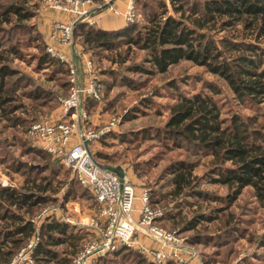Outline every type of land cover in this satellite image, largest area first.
<instances>
[{"label":"trees","instance_id":"16d2710c","mask_svg":"<svg viewBox=\"0 0 264 264\" xmlns=\"http://www.w3.org/2000/svg\"><path fill=\"white\" fill-rule=\"evenodd\" d=\"M148 1H156L157 4L148 8ZM181 1L170 0L172 9L179 12L178 16L165 15L167 6L163 0H138V4L143 7V23L134 21L118 28L103 29L85 22H76L74 32L80 36L81 45L86 49L101 48L113 52L124 44L144 50L148 54L146 61L153 68L150 69L142 63L135 64L132 69L140 72L148 73L154 69L165 72L169 66L181 60H189L223 79L237 103L253 111L257 110L256 105L264 102V43L258 41L264 37V0H199L187 7H184ZM26 2L27 0H0V32L5 24L19 22L31 16L25 9ZM93 2L103 3V0ZM156 6L159 11H156ZM238 25H241L240 30L243 33L248 31L253 38L246 39L235 34V27ZM219 33L223 34L218 38L213 36ZM7 52L22 57L21 52L16 50L13 44L7 48L0 42L2 115L6 114V111L14 112L19 106L13 104V92L7 86L8 76L16 73V70L7 64L9 60L5 54ZM110 59L116 62L126 61L128 53L123 57ZM38 61L45 65L51 61V57L47 52H42ZM64 83L68 85L67 77ZM169 84L176 88L173 80ZM206 86L210 92L174 94L172 98L176 101L168 106V119L151 139H157L167 149L181 148L186 144L196 145L198 151L210 157L208 162L210 170L204 174L206 178L228 187V193L221 197L195 189L194 186L199 180L197 175H193L196 163L178 159L169 169L170 180L175 187L170 194L179 195L185 190H190L189 194L197 198L210 199L225 205L215 207L217 214L199 212L190 218L173 214L170 220L174 222L178 219L175 224L185 223L181 228L184 231H194L200 222L218 220V225L223 229L229 227L230 231L239 230L240 236L235 235L237 238L246 237L248 242L264 246V232L256 236L251 230L246 236V230L239 228L240 224L237 223L240 218L238 219L231 211L232 204L246 186H251L256 198L264 201V122L257 120V116L253 114L246 116L240 112H232L229 117H221V105L215 98L218 89L209 82ZM140 101L146 106L152 102L148 96L141 98ZM97 105V101L90 100L88 109H93ZM259 114L264 115V110ZM45 165L41 166L43 167L41 170L48 168ZM42 179L45 182L37 183L36 178L28 176L22 186L0 185V264H7L32 236L35 227L30 218L38 207L57 199L54 194L58 188H52L51 180L47 176H42ZM76 183L89 194L96 206L90 191L83 188L77 180ZM70 192L69 188L64 193L63 202L68 200ZM72 227L64 220L50 219L41 222L40 238L34 249V264H71L72 256L84 239V235L74 233ZM209 239L208 236H201V231L188 238L189 242L203 244L209 243L207 242ZM223 241L224 239L214 245H223ZM59 245H67L68 249L59 251L55 248ZM126 251L133 252L131 258L133 264H157L147 260L141 253L128 250L125 245H120L101 259L106 261L110 259L108 258L110 255L114 257L119 253H127ZM202 254L204 255L202 264H211L217 261L215 254H219V249L214 250L213 256H208L206 252ZM225 255H228V252ZM231 259L232 253L225 260L219 261L222 264H231ZM234 264H264V255L253 252Z\"/></svg>","mask_w":264,"mask_h":264},{"label":"rangeland","instance_id":"374dc122","mask_svg":"<svg viewBox=\"0 0 264 264\" xmlns=\"http://www.w3.org/2000/svg\"><path fill=\"white\" fill-rule=\"evenodd\" d=\"M107 1L109 0H103V3L95 2L98 5L102 4L94 12L96 16L92 15L95 19L98 16L95 22L96 26L103 24L106 28H116L123 21L125 23L134 21L139 24L143 23V7L138 4V0L135 2V14L134 16L132 14V20H125L124 12L115 15L111 12L112 10L109 11L108 7L103 6ZM163 1L167 6L165 15H179V12L172 9L170 0ZM198 1L182 0L181 2L184 7H187ZM147 3L149 4L148 8L157 4L156 1ZM26 4L25 9L31 16L19 22L5 24L4 29L0 32V42L7 48L13 44L22 55L19 58L11 55L10 52L5 53L9 59L7 60L8 66L16 70L15 74L8 76L7 86L13 92V104L19 106L14 112L6 111V114L3 115L0 111V185L22 186L28 176L36 178L37 183H42L45 182L42 176H47L51 180L52 188H58L54 194L57 199L40 205L31 217L38 215L43 207L53 203L60 205L61 212L72 214L77 220H83L96 209L93 199L78 186L69 167L60 159L54 158L43 150L27 134V128L31 121L48 116L56 110V107L59 106V98L67 93L66 88L69 87L64 83L67 77L66 65L46 51L49 33L56 20L46 23L42 18L44 10L57 13L65 12L45 8L43 0H27ZM112 7L114 6L112 5ZM156 11H159L157 6ZM65 14L68 15V13ZM81 22L89 24L86 21ZM240 26L235 27V34L246 39L253 38L248 31L243 33ZM220 34L223 33L213 34V36L218 38ZM73 39L74 47L79 46L82 50L86 49L81 45L80 36L76 32L73 34ZM258 41L264 43V37L259 38ZM121 45L117 51L113 52L101 48L86 49L99 72L103 95L100 104L93 109L87 108L88 114H90L87 121L89 126L87 122H83V124L90 128L92 122H95L97 124L95 128H98L105 117L119 116V122L114 126V129L107 131L98 142L90 143L92 152L102 163L120 166L124 171V176L133 184L138 196L142 192H147L151 205L161 209L159 224L170 229L180 230L187 242L198 250L201 264L204 258L202 252L213 256L216 248L219 249V254H215L217 261H213L211 264H222L219 259L225 260L230 253H232L231 264L253 252L264 255V246L250 243L246 237L237 238L236 236H240L239 230L230 231L229 227L223 229L218 225V220L200 222L194 231L181 230L185 223L175 224L178 219L174 222L170 220L173 214L180 215L182 218H190L199 212L217 214L215 207L225 205V203H218L214 200L197 198L189 194L190 190H185L179 195H176L177 193L170 194L175 187L171 183L169 169L178 159L196 163L193 175H197L199 180L198 184L194 186L195 189L221 197L228 193V187L224 184L213 183L206 178L204 174L210 170V166L208 167L210 157L203 155L202 151H198L199 148L196 145L186 144L181 148L167 149L157 139H151L161 130L169 117L168 106L176 101L172 96L178 92L187 95L194 92H210L211 90L206 86L207 82L218 89L215 98L221 105V117H229L232 112H240L246 116L253 114L257 116V120L264 122V115L259 114L264 110V102L256 105L257 110L254 111L237 103L231 89L223 79L189 60H181L169 66L165 72H158L156 69L148 73L134 70L133 66L141 63L144 66H149L150 69L153 68L146 61L148 54L133 46ZM42 52H47L51 57V61L45 65L38 61ZM126 53H128L126 61L116 62L110 59V57H123ZM172 80L176 88L170 86L169 83ZM146 96L152 100L147 106L140 101ZM74 138L77 137L74 136ZM35 151H39V153ZM44 164L48 168L41 170L43 168L41 166ZM69 188L71 192L68 195V200L63 202L64 193ZM156 199L158 201H155ZM232 205L231 211L238 216V219L240 218L237 223L240 224L239 228L246 230V236L251 230L256 236L264 232V201L256 198L251 186L242 188ZM252 218H254L253 221H251ZM72 230L74 233L83 234L84 239L90 233L83 223L76 225V228L72 227ZM200 231L201 236L210 238L207 241L209 243L189 242L188 238ZM139 238L137 237V240ZM223 239V245H214ZM66 246L59 245L55 248L61 251L68 249ZM127 248L140 253L134 246ZM226 252L228 255H225ZM132 253H119L114 257L110 255L109 260L100 259L99 264H133L131 262ZM251 258L256 260L254 257ZM210 260L212 261V259Z\"/></svg>","mask_w":264,"mask_h":264},{"label":"built area","instance_id":"2783aa9c","mask_svg":"<svg viewBox=\"0 0 264 264\" xmlns=\"http://www.w3.org/2000/svg\"><path fill=\"white\" fill-rule=\"evenodd\" d=\"M134 3L135 0L128 1L125 20H130L132 14L134 16ZM43 6L71 16L67 21L56 20L53 23L46 46L51 56L66 65L69 87L67 93L59 98L57 111L32 121L27 134L43 150L70 168L77 182L92 194L96 209L79 221L61 212L59 204L43 207L38 215L30 218L34 233L7 264H34V249L40 238L39 225L50 219L64 220L74 228L83 223L90 232L72 256L71 264H99L104 255L120 245L138 248L143 256L157 264H186L193 256L198 257L197 264H201L198 250L181 232L159 224L161 209L151 205L147 192L138 196L125 176L121 180L117 173L103 168L102 162L90 149V143L98 142L119 122V116L109 115L98 128L88 127L89 101L102 102L103 86L90 53L82 48L76 51L74 47L76 22L96 25L92 15L101 6L93 0H43ZM105 7L118 13L109 1L105 2ZM64 48H69V53ZM141 235L151 239L152 243L147 245L137 240Z\"/></svg>","mask_w":264,"mask_h":264},{"label":"crops","instance_id":"0c3cea01","mask_svg":"<svg viewBox=\"0 0 264 264\" xmlns=\"http://www.w3.org/2000/svg\"><path fill=\"white\" fill-rule=\"evenodd\" d=\"M109 2L111 3V5H113L116 8V10H118V13L121 14V13L125 12L128 0H109ZM109 11H111V10H109ZM111 12L113 14L117 15V13H115L113 11H111ZM42 14H43L42 18H43V20L46 23H49L50 21H54V20L67 21V20H69L71 18V16L69 14L67 15L65 13L50 12V11H47V10L42 11ZM95 16L96 15H94V17ZM97 19H98V16L96 17V20ZM124 24H125V22L123 21V23L120 26H123ZM120 26H118V27H120ZM98 27L103 28V29H113V28H106L103 24L102 25H98ZM118 27H116V28H118ZM79 48H81V47H79V46L76 47V51ZM66 49L67 48H64V50L67 53H69V51H70L69 48L67 50ZM57 109H58V107H56V110H54L51 114L55 113L57 111ZM92 125L95 127L97 124L95 122H92ZM64 214L69 215L74 220H77L76 218H74V215H72V214H67V213H64ZM75 217H76V215H75ZM138 237H140L139 241L144 243V244L148 245V244L152 243L151 239H149L147 237H144L142 235L138 236ZM197 261H198V257L193 256L186 264H197Z\"/></svg>","mask_w":264,"mask_h":264},{"label":"water","instance_id":"95a60500","mask_svg":"<svg viewBox=\"0 0 264 264\" xmlns=\"http://www.w3.org/2000/svg\"><path fill=\"white\" fill-rule=\"evenodd\" d=\"M101 166L103 168L108 169V170L114 171L115 173H117L119 175L120 179L123 180L124 171H123V169L120 166L112 165V164H109V163H101Z\"/></svg>","mask_w":264,"mask_h":264}]
</instances>
